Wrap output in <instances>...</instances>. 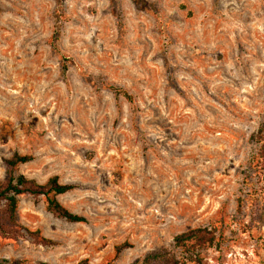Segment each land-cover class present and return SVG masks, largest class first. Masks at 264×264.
Wrapping results in <instances>:
<instances>
[{
    "label": "rangeland",
    "instance_id": "1",
    "mask_svg": "<svg viewBox=\"0 0 264 264\" xmlns=\"http://www.w3.org/2000/svg\"><path fill=\"white\" fill-rule=\"evenodd\" d=\"M263 124L264 0H0V179L30 155L19 171L73 184L58 199L87 219L22 196L52 244L0 236V260L142 264L214 225L186 264H264Z\"/></svg>",
    "mask_w": 264,
    "mask_h": 264
},
{
    "label": "trees",
    "instance_id": "2",
    "mask_svg": "<svg viewBox=\"0 0 264 264\" xmlns=\"http://www.w3.org/2000/svg\"><path fill=\"white\" fill-rule=\"evenodd\" d=\"M120 90L118 88L115 89ZM119 92V91H118ZM124 96L133 103L132 95L123 91ZM258 144L257 164L264 169V124L253 135ZM30 155L15 153L5 160L6 178L0 179V236L5 238L32 236L36 241L43 244H52L48 239L40 237L38 232H31L18 222V209L22 196H43L48 211L59 218L74 223L87 222L86 217L76 214L66 208L58 199L59 195L65 194L75 188L73 184L61 183L58 176L50 177L45 183H39L19 171V165L32 161ZM222 234H218V227L214 225L198 226L177 234L173 239L176 250L161 248L147 253L142 258V264H186L188 262H202V251L219 245ZM128 243H123L116 248L119 254ZM8 260H0V264H9ZM39 264H48L40 262Z\"/></svg>",
    "mask_w": 264,
    "mask_h": 264
}]
</instances>
